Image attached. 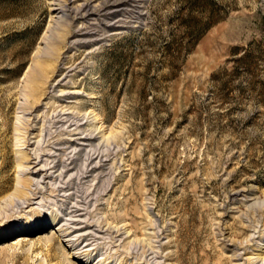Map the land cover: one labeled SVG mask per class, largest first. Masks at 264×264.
<instances>
[{"label":"rangeland","instance_id":"rangeland-1","mask_svg":"<svg viewBox=\"0 0 264 264\" xmlns=\"http://www.w3.org/2000/svg\"><path fill=\"white\" fill-rule=\"evenodd\" d=\"M7 226L0 264H264V0H0Z\"/></svg>","mask_w":264,"mask_h":264},{"label":"bare ground","instance_id":"bare-ground-1","mask_svg":"<svg viewBox=\"0 0 264 264\" xmlns=\"http://www.w3.org/2000/svg\"><path fill=\"white\" fill-rule=\"evenodd\" d=\"M57 10H59V11H61V12H63V10H62V8L61 9H57ZM57 12V11H56ZM61 16H62V14H61ZM43 66V65H42ZM41 66V67H42ZM45 66V65H44ZM42 67V69L43 68H45V67ZM45 72V71H44ZM39 80V79H38ZM17 134H19V133H17ZM22 135V134H21ZM21 163V162H20ZM22 164V163H21ZM22 167V166H21ZM20 167V168H21ZM23 167H25V166H23ZM39 173V172H38ZM31 182V181H30ZM17 193H22V190H17ZM41 224V222L38 224V225H33V226H39ZM26 226H24V227H22V228H20V230H24V228H25ZM38 228H42V225L41 226H39ZM18 228H15V227H12V226H7V227H4V228H0V239H2L3 238V236L7 233V232H17L18 230H17ZM37 228H34V230H36ZM50 238V237H49ZM51 239V238H50ZM50 245V244H49ZM48 248H49V246H47ZM68 253V252H67ZM69 257V256H68ZM67 257V258H68ZM67 261H69V260H67Z\"/></svg>","mask_w":264,"mask_h":264}]
</instances>
